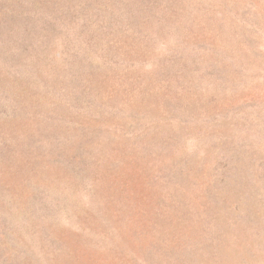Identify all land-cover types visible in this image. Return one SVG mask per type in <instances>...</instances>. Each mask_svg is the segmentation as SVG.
Segmentation results:
<instances>
[{
	"label": "trees",
	"instance_id": "obj_1",
	"mask_svg": "<svg viewBox=\"0 0 264 264\" xmlns=\"http://www.w3.org/2000/svg\"><path fill=\"white\" fill-rule=\"evenodd\" d=\"M241 3L213 0L206 9L199 0H0V127L13 128L0 140V162L31 148L22 175L29 173L27 186L37 193L28 196L22 187V199H6L10 206L28 205L48 186L60 185L66 200L73 194L67 185L90 189L94 175L98 191L110 196L112 185L122 186L131 173L150 175L155 160L163 167L152 179L168 180L161 186L170 185V171H181L173 191H158L157 181L146 202L139 229L152 241L138 264H161L160 256L165 264L262 260L250 245L264 238V172L254 167L255 155L262 157L254 152L247 167H237L240 149L231 129L221 137L206 126L198 131L192 143L205 157L191 156L188 143L207 108L251 77L252 51L240 44L259 29L249 20L253 7ZM235 111L227 114L234 121ZM120 117L128 123L119 127ZM57 139L64 145L58 158L42 166L39 159ZM255 141L264 144L261 133ZM191 157L202 159L197 169ZM187 234L192 240L176 246L178 235ZM236 235L249 241L245 253L222 246Z\"/></svg>",
	"mask_w": 264,
	"mask_h": 264
},
{
	"label": "rangeland",
	"instance_id": "obj_2",
	"mask_svg": "<svg viewBox=\"0 0 264 264\" xmlns=\"http://www.w3.org/2000/svg\"><path fill=\"white\" fill-rule=\"evenodd\" d=\"M212 1L199 0L206 9H211ZM240 1H242L240 5L242 9L245 6L253 7L252 13H249V20L259 29L258 35L251 33L250 42L245 40L240 44L244 51H252L248 54L251 58L246 59L252 70L251 77L242 78L234 89L232 88L226 93L225 99L222 98L207 108L205 123L201 120L193 125L195 130L192 131L193 134L190 135L188 143L193 151L191 156L196 154L199 157H205V150L201 146H193L192 143L197 139L198 131L202 132L206 126L207 131H214L213 133L221 137L224 131L231 129L235 132L236 145L240 149L241 160L237 167H247L245 165L248 164V161L245 159L253 157L256 152L262 158L255 155L258 161L254 167L263 169L264 172V165H259L261 161H264V144H260L262 145L260 146L255 141L261 133L264 142V0ZM201 8L203 9V7ZM195 15L197 14L195 13ZM235 109L234 121L233 114H227ZM260 110L263 111L260 113ZM237 114L242 117L241 120ZM123 120L125 121L122 122ZM116 122H119L118 126L120 127L126 122V119L120 117V120H116ZM85 124L86 122H83V125ZM214 124L216 127L213 129ZM0 128L1 141L6 134L13 133V128L9 123H2ZM128 128L129 124H125L121 129L122 133L128 131ZM35 136L37 135L35 134ZM48 136L50 137L48 138ZM81 136L79 135L77 140ZM51 137L46 132V139ZM55 142L46 148V156L39 159L42 166H48L52 160L58 158V145L61 144V141L57 139L56 144ZM61 146L64 147L62 144ZM28 151L16 160L7 161L6 158H2L0 162V264H138L142 261L141 258L145 255L143 246L150 243L152 238L145 235L143 229L140 231L139 228L145 222L143 221L144 215L148 214V211L144 210L147 200L154 194L156 182H160V186L168 183L167 179L162 181L156 178L152 179L153 176L161 173L163 165L160 166L154 160L147 167L151 170L150 175L140 172L138 175L135 172L131 173L130 176H136L137 180L128 175V180H123L122 186L119 183L118 186L112 185L110 196L98 191V186L101 183L98 180L99 176L94 175L93 180L96 181L93 182L90 189L87 187L83 190L77 184L67 185V187L71 186L73 194H70L71 197L66 200L61 196L60 185L48 186L45 190L42 189L36 199L28 201V205L22 204L20 207L17 203L15 205L13 203V206H10L6 199L11 195V198L20 200V194L23 193L22 187H25L28 196L37 195L35 189L27 186L25 179L29 173L22 175L24 173L22 169L25 170V166H27V162L23 159L31 154L32 149L30 148ZM128 156L133 158V155ZM201 160L191 157V163L195 169L200 166ZM29 167H36V164L32 162ZM117 167H129V165L125 163L119 164ZM111 168L112 166H108L109 172ZM214 168H212V172ZM167 169L169 170L168 167H164L163 171H167ZM186 169L184 174L189 173L187 167ZM180 171H170L168 174L172 178L170 185L161 186L157 190L161 191L170 187V190L173 191L177 183L176 176ZM51 177H48V180L42 185L46 186L49 180L52 181ZM66 181L72 182L69 179ZM91 181L88 179L89 184ZM17 193L19 195H16ZM107 204L109 207L105 208ZM193 204L196 205V201ZM200 205L201 203H198V206ZM198 226L199 229L194 233L196 236L202 231V221ZM260 226L264 228V223ZM154 238L157 239L158 235ZM177 238H180V242L176 241L175 245L180 247H185L186 243L192 240L191 234L178 235ZM233 239L235 243L231 239L225 238L222 246L233 247L245 253L249 248V241L241 235H236ZM129 242L132 243L130 246ZM250 245L256 251L260 249L262 260L258 263L264 264V238L259 239L254 245L250 241ZM219 254L220 250L216 259ZM135 257H140L139 261H136ZM159 260L161 264H165L162 256L159 257Z\"/></svg>",
	"mask_w": 264,
	"mask_h": 264
}]
</instances>
